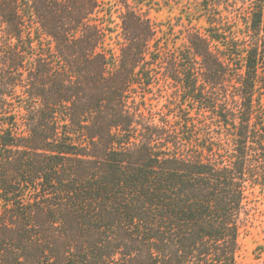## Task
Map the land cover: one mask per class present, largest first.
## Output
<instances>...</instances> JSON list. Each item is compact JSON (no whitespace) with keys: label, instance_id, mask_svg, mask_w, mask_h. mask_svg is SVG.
<instances>
[{"label":"trees","instance_id":"trees-1","mask_svg":"<svg viewBox=\"0 0 264 264\" xmlns=\"http://www.w3.org/2000/svg\"><path fill=\"white\" fill-rule=\"evenodd\" d=\"M258 201L264 0H0V264H237Z\"/></svg>","mask_w":264,"mask_h":264},{"label":"rangeland","instance_id":"rangeland-1","mask_svg":"<svg viewBox=\"0 0 264 264\" xmlns=\"http://www.w3.org/2000/svg\"><path fill=\"white\" fill-rule=\"evenodd\" d=\"M182 7L184 5L171 2L169 5H164L160 1V4L151 10L150 15L157 22L166 20L174 22L176 17L181 16ZM152 97H154V105H157L158 103L155 102L157 93ZM253 207L251 220L239 236L237 264H264V202L258 201Z\"/></svg>","mask_w":264,"mask_h":264}]
</instances>
